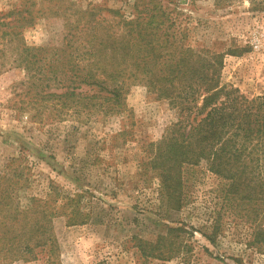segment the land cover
I'll return each instance as SVG.
<instances>
[{
	"label": "rangeland",
	"instance_id": "374dc122",
	"mask_svg": "<svg viewBox=\"0 0 264 264\" xmlns=\"http://www.w3.org/2000/svg\"><path fill=\"white\" fill-rule=\"evenodd\" d=\"M257 2L0 0V13L28 8L36 16L15 30L11 43L0 32V173L22 169V204L49 192L58 203L79 193L88 212L82 223L52 219L54 255L38 249V259L10 264H264V241H254L255 225L264 223L263 201L226 191L228 180L201 163L181 168L182 183L173 187L183 203L167 209L157 173L146 163L151 144L178 117L177 107L158 97L147 77L169 72L177 58L185 68L194 61L192 50L220 53L221 84L247 96L264 92V0ZM93 18L102 25L96 42L113 56L96 59L92 73L117 74V111L96 105L86 110L81 99L66 106L57 94L64 91L62 66L57 63L52 72L53 62L42 55L61 44L66 30ZM71 43L69 50L77 54ZM21 45L41 48L40 60L31 56L38 50L22 51ZM104 60L113 66L104 67ZM166 225L179 228L177 253L141 257L131 236L153 241Z\"/></svg>",
	"mask_w": 264,
	"mask_h": 264
},
{
	"label": "trees",
	"instance_id": "16d2710c",
	"mask_svg": "<svg viewBox=\"0 0 264 264\" xmlns=\"http://www.w3.org/2000/svg\"><path fill=\"white\" fill-rule=\"evenodd\" d=\"M214 1L219 4L221 0ZM12 14L17 17L9 18ZM35 17L28 8L0 13V32L10 37L11 43L17 34L15 30L32 23ZM94 21L87 19L84 27L66 30L61 44L42 50V55L53 62L48 66L52 72L53 66H62L64 91L57 94L64 97L66 106L74 107L81 99L86 110L96 105L117 111L122 94L117 86V74L114 70L108 73L104 70L105 77L92 73L96 59L113 56L110 49L96 42L97 28L102 25L101 20L95 18ZM114 36L111 33L110 37ZM70 42L77 45V54L69 50ZM20 48L26 52L38 50L31 56L35 61L40 60L41 48L24 45ZM192 51L196 53L191 66L182 68L183 59L177 58L174 66L179 68L172 66L169 72L147 77L149 85L157 89L158 97L169 99L178 110L176 121L151 144V156L146 162L157 173L160 199L166 198L167 209H179L182 194L176 186L182 183L181 168L203 163L207 170L228 180L226 191L248 202H264V92L247 96L236 87L221 84L218 80L221 54ZM77 57L79 59H72ZM103 62L106 68L113 66L108 60ZM83 66L88 68L83 69ZM4 166L6 169L9 165ZM11 169L0 173V264L38 259V249L43 248H47L50 256L54 255L57 241L52 219L65 216L68 224L85 221L88 212L82 210L81 195L63 196L65 200L58 203L57 198L49 194L53 192H49L45 198L29 196L27 203L22 204L18 192L26 177L22 169L19 172ZM67 208L70 212H66ZM177 229L166 225V231L157 233L153 241L134 234L131 238L141 257L170 258L178 251L175 237L179 236L174 233ZM254 229V241H264V223L258 222ZM208 239L212 240L210 236Z\"/></svg>",
	"mask_w": 264,
	"mask_h": 264
}]
</instances>
